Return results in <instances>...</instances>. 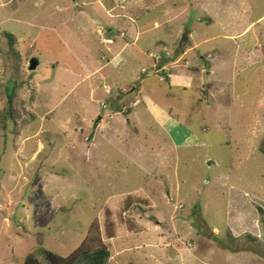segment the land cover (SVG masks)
I'll use <instances>...</instances> for the list:
<instances>
[{
  "label": "rangeland",
  "instance_id": "374dc122",
  "mask_svg": "<svg viewBox=\"0 0 264 264\" xmlns=\"http://www.w3.org/2000/svg\"><path fill=\"white\" fill-rule=\"evenodd\" d=\"M263 137L264 0H0V264H264Z\"/></svg>",
  "mask_w": 264,
  "mask_h": 264
},
{
  "label": "trees",
  "instance_id": "16d2710c",
  "mask_svg": "<svg viewBox=\"0 0 264 264\" xmlns=\"http://www.w3.org/2000/svg\"><path fill=\"white\" fill-rule=\"evenodd\" d=\"M5 37L7 38L8 46L10 47V49H13V37L9 34H5ZM258 150L261 154L264 155V137L258 144ZM259 212L262 213V216L264 215L263 212L260 211V209ZM260 222V224H264V218H262ZM95 226L96 225H93L90 230L95 231L94 236L89 237L87 235L82 244L67 258L56 256L52 252H49L45 249H39L35 253L29 254L25 258L23 264H42L39 258H41L45 264H109L111 257L109 249L105 244H103L99 229ZM110 228V238H113L114 231L112 230V225H110L109 229ZM88 234H90V232Z\"/></svg>",
  "mask_w": 264,
  "mask_h": 264
},
{
  "label": "crops",
  "instance_id": "0c3cea01",
  "mask_svg": "<svg viewBox=\"0 0 264 264\" xmlns=\"http://www.w3.org/2000/svg\"><path fill=\"white\" fill-rule=\"evenodd\" d=\"M112 10H113V9H112ZM132 21H133V20L131 19L129 22H132ZM110 31H111V30H110ZM112 33H113V32H112ZM139 37H140V34H139V33H136L135 36H134V39H133V40H134V41H135V40H138ZM132 44H133V43H132ZM126 45H127V44H126ZM126 45H125V46H126ZM189 52H190V49H187V50H185V51L183 50V51L180 53V55H181L180 58H181V57H184V56H186V55H188ZM164 60H166V59H164ZM175 62H176V61H175ZM193 62L195 63L194 60H193ZM195 64L197 65V63H195ZM163 69H165V67H163ZM95 72H98V70H95ZM170 118H171V117H168V118H167V121L170 120ZM169 123H171V122H169ZM181 125H182V124H181ZM182 126H183V125H182ZM197 142H199V141L197 140V138H195V139L192 141V143H197Z\"/></svg>",
  "mask_w": 264,
  "mask_h": 264
},
{
  "label": "water",
  "instance_id": "95a60500",
  "mask_svg": "<svg viewBox=\"0 0 264 264\" xmlns=\"http://www.w3.org/2000/svg\"><path fill=\"white\" fill-rule=\"evenodd\" d=\"M184 38H187V35H184ZM38 66V61L36 59H31L29 62V70L34 71Z\"/></svg>",
  "mask_w": 264,
  "mask_h": 264
}]
</instances>
